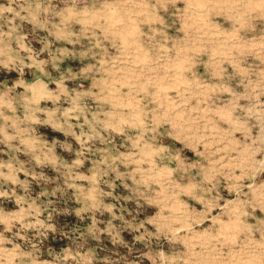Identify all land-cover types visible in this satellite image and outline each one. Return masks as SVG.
Segmentation results:
<instances>
[{
    "label": "clouds",
    "instance_id": "clouds-1",
    "mask_svg": "<svg viewBox=\"0 0 264 264\" xmlns=\"http://www.w3.org/2000/svg\"><path fill=\"white\" fill-rule=\"evenodd\" d=\"M0 70V264H264V0H0Z\"/></svg>",
    "mask_w": 264,
    "mask_h": 264
},
{
    "label": "rangeland",
    "instance_id": "rangeland-1",
    "mask_svg": "<svg viewBox=\"0 0 264 264\" xmlns=\"http://www.w3.org/2000/svg\"><path fill=\"white\" fill-rule=\"evenodd\" d=\"M183 6V5H181ZM37 49H39V47H41V45L39 44H35L34 45ZM47 54H45L46 56ZM251 62V61H250ZM3 70H0V73H2ZM151 71V70H149ZM201 72H203V69H200ZM229 72L232 71L231 68L228 69ZM11 76L13 79L17 78V73L16 72H12ZM2 78V77H0ZM26 79L29 80V82H31V77L28 76L26 77ZM9 87H11L12 81L8 80L5 81ZM52 87H55V85H51ZM214 87V86H213ZM221 99L226 101L227 97H223L221 96ZM50 106V105H49ZM220 115L223 118H227L226 113H220ZM217 129L219 130V132L221 133H227L228 129H226L223 125L217 124ZM253 132H256V129H253ZM235 136V139L233 141H231V148H228V144L225 143L224 145V149H220L219 147L216 149L217 152H221V151H225L230 152V158L228 157V155H221L220 159L222 161L227 160V167L226 168H222L219 173L217 174V179L215 181L216 184V188L217 191L219 193V196L216 198H208L205 200V204H204V209H206V212L202 209H200L199 205H197V213L198 215H200L201 217H203V219L201 220V223L204 225V232L203 233H198L201 237H205L207 238L208 236H213L217 234V230L219 229V226L222 224H225L226 218L224 217L223 213L221 212V209H224L226 207H228L229 201L223 199V197H228V193L225 191V189L227 188L229 191L233 190L236 188V185L232 183L233 180V172L235 171L232 168V164L238 159V154L242 151V149L240 148V145L242 143L241 140H243V137H239L240 134H233ZM62 138V137H61ZM223 142V137H221L220 141H217V144ZM194 150H197V155H201L203 154V149L199 148V146L193 145L192 146ZM186 156H188L189 158L191 157L190 153H187ZM209 162L210 163H215V160L211 158V153H209ZM23 159V157L21 158ZM51 174V173H50ZM23 179V177H21ZM262 180H264V176L261 177ZM245 191H247V189H245ZM215 196V193L213 194ZM8 208H13L15 207L14 204H7ZM60 207H67L69 210H71L74 207H78V205H75L71 202L67 203L66 205L64 203H61ZM152 210L150 209L149 212H151ZM256 215L258 217H261L262 219H264V216H261L262 213L260 211H257ZM109 217L107 214L104 215V217H101V219L103 220H107ZM130 218V217H129ZM57 221L60 223L61 226L64 227L65 231H68L71 235V239L68 240H63L62 243L60 244H53V242L51 241V239L49 241L45 242V258H49L47 257V247L48 246H52L53 248H55L56 251H59L60 248L64 247L67 244H72L73 247H75L78 244L83 243V241H81L78 238V235L76 233H73L71 231L72 227L74 225H78L80 227L81 230H83L84 227H86L87 224L91 223L90 220H85L84 222H80L74 215H71L67 218V225H64V219L62 217H57ZM116 223H119V221H117ZM101 227H104V224L100 225ZM125 239H127L130 243H131V236L126 232L124 233ZM195 237H193L194 239ZM88 247H94L97 249V253L99 256H110L112 257V259H116V254L117 252H119L120 255H126L127 254V249L124 248H116L114 247L110 241L109 238L107 237V235L105 234L104 237H102V243H94L90 238L87 241V243L85 244V249ZM190 247H195L194 245H190ZM137 249L143 250L145 252H147L149 255H151V252H148V250L143 249V246L140 244L136 245ZM128 260H131L132 257L131 256H127ZM144 264H150L149 261L145 260ZM157 264H159V262L157 261ZM188 264H191V262L189 261Z\"/></svg>",
    "mask_w": 264,
    "mask_h": 264
}]
</instances>
